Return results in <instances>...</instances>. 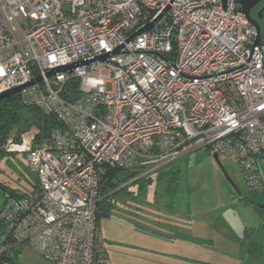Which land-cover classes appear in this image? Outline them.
Here are the masks:
<instances>
[{
    "label": "built area",
    "instance_id": "1",
    "mask_svg": "<svg viewBox=\"0 0 264 264\" xmlns=\"http://www.w3.org/2000/svg\"><path fill=\"white\" fill-rule=\"evenodd\" d=\"M238 1L0 0V94L42 77L17 93L42 120L2 148L36 180L5 192L0 264L21 245L53 264H112L98 217L109 168L131 182L205 147L264 190V43Z\"/></svg>",
    "mask_w": 264,
    "mask_h": 264
},
{
    "label": "rangeland",
    "instance_id": "2",
    "mask_svg": "<svg viewBox=\"0 0 264 264\" xmlns=\"http://www.w3.org/2000/svg\"><path fill=\"white\" fill-rule=\"evenodd\" d=\"M261 42L264 43V30ZM111 85L109 83L107 88L111 89ZM23 117V120L10 130L8 136L20 134L31 125L37 124L39 118V116L36 117L33 110L28 108L24 110ZM33 121L36 122L33 123ZM7 137L0 146L2 152H4L2 148ZM222 163L232 180L244 194L248 191L252 192L235 160L229 158ZM127 173H119L117 180H114V186L107 191L103 190L106 181L102 189L101 202H119L118 210L112 211V216H107L105 213L99 216L112 264H158L159 262L162 264L168 259L173 260V264H191L189 261L182 263L184 257L191 255L196 257L195 264H204V260H212L217 263L225 261L226 258L231 260L227 256L216 253L210 254L200 246L196 248V251L188 252L181 245L180 250L183 251L177 256L154 254L151 248H147L146 250L143 249L144 255L143 250H136L132 247L138 243L145 244V242L139 241V230L129 227L125 220L127 202H216L226 199V192L222 189L227 188L228 193H236L237 190L231 184V179L225 175L214 156L208 153L205 147L181 155L153 173L151 177H142L129 182L130 178L127 177ZM35 180L36 173L31 169L24 154L15 153L0 156V182L2 184L14 189L31 191ZM5 195L4 189L0 186V208L5 202ZM227 197L228 202L235 201L230 199L229 195ZM250 210L253 215H256L254 210ZM238 211L242 212V210ZM143 233L145 232H141V235ZM132 237L135 240H132ZM122 242L125 245L119 244ZM223 257L225 258L223 259ZM153 259L156 260L155 263L152 261ZM17 262L18 264H53L28 245L21 249Z\"/></svg>",
    "mask_w": 264,
    "mask_h": 264
},
{
    "label": "crops",
    "instance_id": "3",
    "mask_svg": "<svg viewBox=\"0 0 264 264\" xmlns=\"http://www.w3.org/2000/svg\"><path fill=\"white\" fill-rule=\"evenodd\" d=\"M258 167L264 181V155L258 159ZM224 169L225 175L237 190L236 193H228L227 188L222 189L226 192L224 201L127 202L125 220L129 227L139 230V241L145 242L132 247L136 250L151 248L154 254L177 256L183 251L180 250L181 245L188 252H194L200 246L210 254L231 258L218 263L204 260V264H264V190L244 194ZM130 176L127 173V177ZM228 195L235 201L228 202ZM118 204L119 202H100V214L112 216V211L118 210ZM143 231L145 233L141 235ZM131 239L135 240L133 237ZM105 244L107 246L106 238ZM119 244L125 245L124 242ZM183 260L182 263H196L193 255L184 257ZM152 261L155 263L156 260ZM162 264H173V260L168 259Z\"/></svg>",
    "mask_w": 264,
    "mask_h": 264
},
{
    "label": "trees",
    "instance_id": "4",
    "mask_svg": "<svg viewBox=\"0 0 264 264\" xmlns=\"http://www.w3.org/2000/svg\"><path fill=\"white\" fill-rule=\"evenodd\" d=\"M76 83H78V80L75 79L72 81L71 84H76ZM71 87H74V85ZM27 108L33 110L36 113L37 118L39 116L38 121H37V123H39L42 120L40 111L37 108L27 107L24 104H22L19 94H14L0 101V146L5 140V138L8 136L10 130L14 126L18 125L23 120L24 118L23 112ZM34 122L36 121H33V123ZM4 154L5 153L0 150V156H3ZM119 173H123V172L118 168H109L103 180L102 189L106 181L107 182L104 185L103 190L107 191V189L112 188V186H114V180L118 177ZM0 186L4 189L5 192L17 190L14 188H10L9 186L2 184L1 182H0ZM263 206H261V208ZM100 215L101 214L99 211V216ZM24 246H27V245H21V246L14 248L13 251L10 252V254L6 256V259L9 260V264H18L17 262L18 256H19L21 249L24 248Z\"/></svg>",
    "mask_w": 264,
    "mask_h": 264
},
{
    "label": "water",
    "instance_id": "5",
    "mask_svg": "<svg viewBox=\"0 0 264 264\" xmlns=\"http://www.w3.org/2000/svg\"><path fill=\"white\" fill-rule=\"evenodd\" d=\"M225 3H226V0H224ZM261 1H264V0H239L236 4V10L237 11H241L243 12L247 18L249 20H251L255 25H256V28H257V36H256V39H255V43H254V46H258L260 45L261 43V38H262V30H261V27L259 26V24H257L254 19L252 18L251 16V10L252 8H254L258 3H260ZM169 9V6L164 10L162 11V13H160V15L152 22L146 24L145 26L141 27L139 30H137L130 38H133L134 36L138 35V34H141L151 28H153L155 26V24L157 23V21L166 13V11H168ZM119 49H117L115 52H118ZM110 54L108 55H105V56H102V57H99V58H96L94 59L93 61H96V60H100V59H106V57H108ZM90 63V61H81V62H77V63H73V64H70V65H66V66H60V67H56L52 70H50L48 72V76H51V75H54L58 72H62V71H69V72H72L73 71V68L77 65H80V64H88ZM42 79L41 76L39 77H36L35 79L31 80L30 82H28L27 84H24V85H21V86H18V87H15L11 90H8V91H5L3 92L2 94H0V101L3 100L4 98H7L9 96H12L14 94H17L18 92L21 91L22 88L30 85V84H33L35 82H38ZM215 160L218 162L219 166L221 167V169L225 170L224 167H223V163L221 160H219L218 156L215 154L213 155Z\"/></svg>",
    "mask_w": 264,
    "mask_h": 264
},
{
    "label": "flooded vegetation",
    "instance_id": "6",
    "mask_svg": "<svg viewBox=\"0 0 264 264\" xmlns=\"http://www.w3.org/2000/svg\"><path fill=\"white\" fill-rule=\"evenodd\" d=\"M251 16L254 21L259 24L261 30H264V1L258 3L254 8L251 10Z\"/></svg>",
    "mask_w": 264,
    "mask_h": 264
}]
</instances>
